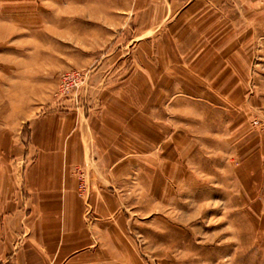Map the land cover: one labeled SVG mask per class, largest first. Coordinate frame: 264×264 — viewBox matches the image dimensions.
I'll return each instance as SVG.
<instances>
[{
	"label": "rangeland",
	"instance_id": "374dc122",
	"mask_svg": "<svg viewBox=\"0 0 264 264\" xmlns=\"http://www.w3.org/2000/svg\"><path fill=\"white\" fill-rule=\"evenodd\" d=\"M238 1L221 46L167 63L169 79L137 0H0L4 168L23 167L11 154L35 117L120 112L133 150L117 189L140 263L264 264V0Z\"/></svg>",
	"mask_w": 264,
	"mask_h": 264
},
{
	"label": "crops",
	"instance_id": "0c3cea01",
	"mask_svg": "<svg viewBox=\"0 0 264 264\" xmlns=\"http://www.w3.org/2000/svg\"><path fill=\"white\" fill-rule=\"evenodd\" d=\"M231 3L237 8L239 1ZM227 5L228 0H137L140 29L155 34L146 37L156 51L148 61L160 64L170 79L167 63L197 62L191 55L196 48L211 55L231 34ZM166 45L181 50L180 60L160 52ZM106 112L86 119L73 111L33 118L27 149L11 154L18 166L23 160L22 168H4L8 152H2V264H141L129 236L137 228L125 214L129 202L120 197L116 178L124 170L120 160L133 150L131 132L125 134L120 112L117 119Z\"/></svg>",
	"mask_w": 264,
	"mask_h": 264
}]
</instances>
